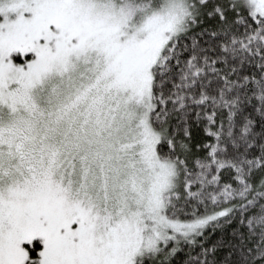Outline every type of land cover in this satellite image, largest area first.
Here are the masks:
<instances>
[{
	"label": "snow or ice",
	"instance_id": "snow-or-ice-1",
	"mask_svg": "<svg viewBox=\"0 0 264 264\" xmlns=\"http://www.w3.org/2000/svg\"><path fill=\"white\" fill-rule=\"evenodd\" d=\"M0 264H264V0H0Z\"/></svg>",
	"mask_w": 264,
	"mask_h": 264
}]
</instances>
